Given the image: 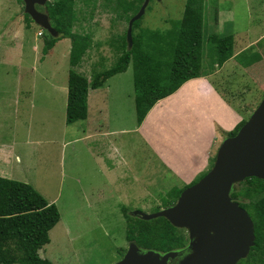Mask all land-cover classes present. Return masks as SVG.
Here are the masks:
<instances>
[{
  "label": "rangeland",
  "instance_id": "rangeland-1",
  "mask_svg": "<svg viewBox=\"0 0 264 264\" xmlns=\"http://www.w3.org/2000/svg\"><path fill=\"white\" fill-rule=\"evenodd\" d=\"M184 1L149 0L137 27L130 28V38L141 29H168L169 21L180 19ZM200 1L203 10L200 76L216 72V67L210 66L213 48L207 36L211 34L232 35V53L243 50L236 60L254 54L264 61V0ZM41 7L35 10L45 14ZM23 9L22 1L0 0V145L10 146L9 157L0 158V177L29 185L56 207L59 220L48 232L49 242L38 251L41 259L51 264H114L128 245L122 208L129 215L158 212L163 209L164 201L170 200L168 193L183 185L160 169L134 133L118 139L123 162L129 167L128 177L121 184L123 187L130 183V172L133 173L140 188L149 194L147 198L135 187L115 190L119 187L113 179V185L109 186L99 166L92 162L96 158L91 157L84 143L68 144L72 132L64 122V90L69 69V41H57L42 56V41L50 35L31 20L25 26ZM72 11L76 19L71 32L90 40L75 71L89 82L92 73L108 69L116 61L120 54V38L125 36L128 43V21L116 0H72ZM217 16L225 21L221 24ZM231 61L220 69L219 75L216 74V82L220 80L223 102L245 122L264 92L244 69ZM122 78L117 87L113 80L108 85L113 103L123 99L121 126L126 129L131 126L126 102L132 84L130 66ZM205 90L201 80L189 81L155 104L142 125L145 134L154 131L160 134L165 125H174L180 131L177 135L186 146L182 150L193 168L202 157L201 147L209 143L212 135L210 122L221 129H214L207 168L194 181L211 168L217 148L229 137L227 133L231 131L232 122L228 119L233 117L216 96ZM201 91L207 102L198 105L196 94ZM166 130L161 133L165 134V147L175 151L180 146L179 141L174 135L166 134ZM192 152L196 156L191 155ZM236 188L233 184L230 193ZM119 193L124 195L120 204L115 200ZM179 230L186 237V243L181 249L171 251L174 254L165 259V264H181L192 253L193 239H188L185 229Z\"/></svg>",
  "mask_w": 264,
  "mask_h": 264
},
{
  "label": "trees",
  "instance_id": "trees-1",
  "mask_svg": "<svg viewBox=\"0 0 264 264\" xmlns=\"http://www.w3.org/2000/svg\"><path fill=\"white\" fill-rule=\"evenodd\" d=\"M116 1L128 21L143 0ZM202 12L200 0H185L180 19L169 21L168 29H141L137 35L131 36L128 48L125 36L121 37L118 47L120 54L116 61L108 69L92 73L88 82L75 71L90 46V40L87 36L71 32L76 19L72 11V0H53L47 3L44 13L56 36L43 39L41 55H46L61 39L69 41L65 124L84 120L87 92L100 87L108 78L123 73L128 66L131 68L136 125L142 122L153 105L170 96L183 83L198 78L201 70ZM24 16L27 26L30 19ZM138 22L132 23V29L137 27ZM207 41L213 48L210 66L220 68L233 56L232 35L211 34L207 36ZM237 61L247 76L264 92L263 61L254 54ZM243 123L240 121L227 135L233 136ZM195 182L181 189H172L167 195L170 200L164 201L163 208L171 206L179 193ZM236 185V190L229 196L241 200L238 206L250 218L254 237L248 254L237 264H264V182L247 178ZM121 212L126 225V242H133L141 250L164 254L181 249L186 243V237L180 230L163 218L142 220L138 216L129 215L124 208ZM58 220L59 214L54 204L48 203L32 187L0 177V264H51L41 259L38 251L49 242L48 232Z\"/></svg>",
  "mask_w": 264,
  "mask_h": 264
},
{
  "label": "water",
  "instance_id": "water-1",
  "mask_svg": "<svg viewBox=\"0 0 264 264\" xmlns=\"http://www.w3.org/2000/svg\"><path fill=\"white\" fill-rule=\"evenodd\" d=\"M21 1L25 15L55 37L47 16L34 8L47 0ZM148 1L143 0L127 22L128 47L131 25L142 16ZM247 178L264 182V96L236 133L220 143L211 168L183 189L171 206L152 214L132 215L142 220L163 218L172 227L185 229L193 245L192 253L181 264H237L248 254L254 237L246 211L229 195L233 184ZM173 254L167 252L160 257L149 250L140 253L133 242H128L126 251L114 264H165V259Z\"/></svg>",
  "mask_w": 264,
  "mask_h": 264
},
{
  "label": "crops",
  "instance_id": "crops-1",
  "mask_svg": "<svg viewBox=\"0 0 264 264\" xmlns=\"http://www.w3.org/2000/svg\"><path fill=\"white\" fill-rule=\"evenodd\" d=\"M217 18L218 22H221V24L225 21V19H221L219 16H217ZM241 53H243V50L238 53L236 52V54L234 53L233 56L227 61H225L220 68H216V72L214 75H207L205 77L199 76L196 79L189 80L191 82L194 80H201L203 83H205V93L208 92L216 96V98L220 100L222 105L232 112L233 117L231 116L228 119V122H232V125L229 130H232L235 125H237L241 121V117L234 113V111L223 102V99L220 96V93H222L219 87L220 80L217 79L216 82V74H220V69L223 66H226L229 60H232L233 62H231L233 64L235 63L236 65H238L241 69H244L243 66L239 63V61L236 60V58ZM127 69L123 73L116 74L108 78L101 84L100 87L94 90H89L87 92L85 119L81 121H76L72 124H65L70 128L69 131L72 132L70 138H68L67 140L68 144L73 143L75 145L80 142L84 143V147L90 153L91 157L96 158V161L92 162L95 165L97 164L99 166L109 186L113 185V183L115 182V185H118L119 187V189L115 190L120 191L122 189L130 190L129 188L135 187L134 189L140 190L143 194V197L147 198L149 197V194L147 193V191L140 188V186L138 185L139 183L137 181V178L134 176L133 173L130 172V174H132L130 175V183H127L123 187L121 184L123 183L124 178L128 177L129 167L125 162H123L124 155L122 154L121 148H119L118 139H120V136L122 137L123 135H129L130 133H134L139 139L142 140V143L144 144L145 148L153 156V158L156 160V163H158L160 169L163 172L168 173L183 186L190 184L195 180L196 177H198L201 173L206 170L208 161L210 159L211 142L212 139L215 137L214 129L216 127L218 129L220 128L214 122H210L212 135L209 138V143L201 147L200 155H202V157L200 160H198L199 162L197 167L193 168L191 167L189 160L187 159L188 156L186 157L185 152H183L184 150H182L186 148V146L183 144V139L181 138V136L177 135V133H180V131L174 125H165V127H163V129L161 130L162 133L164 129H167L165 133H169V135H174L175 139L177 138V141H179L178 143L180 144V146L176 148L177 150L172 151L165 147L166 143L164 142L163 136L165 134H159L156 131L149 134H145L144 132H142L143 121L146 117L143 118L142 122L139 125H136L135 120L133 121L134 103L133 90L131 84L130 94L126 95V97H128L126 99L128 105L127 109L129 111L128 118L131 121V126L129 128L124 129L121 126L123 116L120 112L121 102L123 101V99L119 100L116 103L112 102V100L110 99L112 91L110 86L108 85V82H111V80H113V84L117 87L119 81L124 79L122 77L126 73ZM189 81L183 83L176 91H179ZM64 92L66 99V90H64ZM196 95L198 99V105H201L206 101V99L203 98L204 92L201 91L199 92V94ZM152 107H154V105ZM233 108L237 110L236 107L233 106ZM2 146L3 145H0V158H4L6 156L9 157L10 146ZM194 153L195 152H192L191 155L196 156V154ZM115 196V200L117 201V203L120 204V202H122L123 200L124 195L119 193V195ZM124 198L129 199L128 197ZM133 199L134 198H132V200Z\"/></svg>",
  "mask_w": 264,
  "mask_h": 264
},
{
  "label": "flooded vegetation",
  "instance_id": "flooded-vegetation-1",
  "mask_svg": "<svg viewBox=\"0 0 264 264\" xmlns=\"http://www.w3.org/2000/svg\"><path fill=\"white\" fill-rule=\"evenodd\" d=\"M47 4V1L45 2V4L41 7L43 8V10L45 9V5ZM34 8L37 10L39 8V6L35 5Z\"/></svg>",
  "mask_w": 264,
  "mask_h": 264
}]
</instances>
